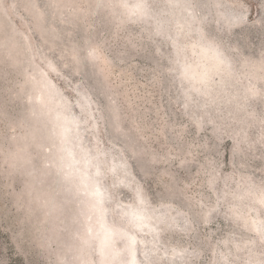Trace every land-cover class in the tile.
<instances>
[{
  "label": "rangeland",
  "instance_id": "obj_1",
  "mask_svg": "<svg viewBox=\"0 0 264 264\" xmlns=\"http://www.w3.org/2000/svg\"><path fill=\"white\" fill-rule=\"evenodd\" d=\"M0 264H264V0H0Z\"/></svg>",
  "mask_w": 264,
  "mask_h": 264
},
{
  "label": "trees",
  "instance_id": "obj_2",
  "mask_svg": "<svg viewBox=\"0 0 264 264\" xmlns=\"http://www.w3.org/2000/svg\"><path fill=\"white\" fill-rule=\"evenodd\" d=\"M31 1H34V2H35V0H31ZM47 10H51V7L49 6V8H48ZM49 14H50V16H54L53 13H52L51 11H50ZM94 15L97 16L98 14H97V13H94ZM55 16H56V18H58V14L55 15ZM59 24H61V21L57 19V21H56V25H59ZM57 29H59V28L57 27ZM66 38H67V36H66ZM72 45H75V44L73 43ZM113 131H114L113 134L121 133V131H118V130H116L115 128L113 129ZM133 143H134V144H137V142H135V141H133ZM138 143H139V142H138ZM131 149H132L133 154H138V153H139L138 151H134L133 148H131ZM135 150H136V149H135ZM162 159H163V158H162ZM149 162H150V159H149V161L147 162L148 166H149ZM172 191H174V193H176V191L173 190V188H172L171 192H172ZM178 192H179V191H178ZM172 193H173V192H172Z\"/></svg>",
  "mask_w": 264,
  "mask_h": 264
}]
</instances>
